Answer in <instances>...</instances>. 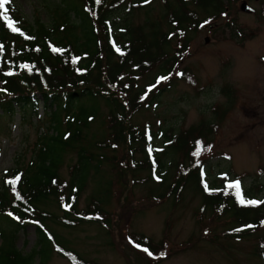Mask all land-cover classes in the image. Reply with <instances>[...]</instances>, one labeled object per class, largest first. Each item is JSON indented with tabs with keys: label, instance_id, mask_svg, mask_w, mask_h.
I'll use <instances>...</instances> for the list:
<instances>
[{
	"label": "trees",
	"instance_id": "trees-1",
	"mask_svg": "<svg viewBox=\"0 0 264 264\" xmlns=\"http://www.w3.org/2000/svg\"><path fill=\"white\" fill-rule=\"evenodd\" d=\"M161 1V18L140 25L130 20L135 11L143 9V0H47L53 7L50 26L40 21L22 22L11 11L7 18L0 16V139L10 136L16 116L19 121L30 118L32 129L47 119L36 136L28 166L23 168L19 156L14 168L1 178L0 264H47L54 242L61 245L50 231L51 224L68 229L85 223L109 225L110 219L102 218L107 216L109 181H99L85 208L78 209L89 178L100 173L103 158L131 181L144 172H148L145 181L156 175L161 178L163 173L159 201L171 197L176 205L186 188L194 187L202 210L229 217L236 226L231 231L235 238L251 237L264 224V197L251 205L247 201L255 197L241 189L238 196L235 188L223 182L215 187L205 183L203 166L207 162L201 160L202 151L210 145L205 139L219 122L202 121L177 134L172 129L155 133L150 124L131 122L140 108L157 107L161 91L175 84L173 79L192 77L188 69L181 68L192 37L202 23L225 14L227 6L226 0ZM153 69H157L153 81L139 87L137 81ZM100 100L108 109L106 136H92L89 141L87 131L99 116ZM211 110L222 114L217 107ZM227 111L224 109L223 115ZM159 136L166 150L156 151L151 144ZM86 144L90 149L94 144L99 150L119 152V160L105 155L99 159ZM67 153H74L76 161L65 184L59 173ZM252 189L261 192L262 186ZM54 203L57 214L47 211ZM29 227L34 229L36 243L23 253L16 241ZM130 237L152 253H146L151 261L165 255L163 242L154 244L140 234ZM259 245L264 246V238ZM62 247L58 251L69 264H94ZM255 252L262 255L259 248Z\"/></svg>",
	"mask_w": 264,
	"mask_h": 264
},
{
	"label": "rangeland",
	"instance_id": "rangeland-1",
	"mask_svg": "<svg viewBox=\"0 0 264 264\" xmlns=\"http://www.w3.org/2000/svg\"><path fill=\"white\" fill-rule=\"evenodd\" d=\"M10 1L22 22L36 24L40 21L50 26L53 7L47 0ZM242 1L226 0L227 16L214 18L193 35L189 55L181 62V68L188 69L192 77L186 81L173 79L175 84L170 88L164 86L161 91L157 107L140 108L132 115L131 122L141 126L150 124L155 133L160 129H172L177 134L202 121L215 119L219 124L205 139L211 143L205 146L201 157L207 162L205 182L215 187L213 185L220 186L225 179L227 185L239 181L248 197L261 200L264 197V0H247L255 14L242 13L239 10ZM162 14L163 2L150 0L143 9L135 11L130 21L140 25L147 19L156 21ZM172 46H176V39ZM156 72L157 69H153L141 77L137 81L139 87L146 81H153ZM98 105L99 116L87 131L89 141L92 136H106L108 109L102 100ZM214 107L222 114L212 112ZM224 109H228L225 115ZM29 120L26 117L19 121L16 116L10 136L2 135L4 138L0 139V183L5 172L14 168L19 156H22L24 169L32 160L36 136L42 132L47 119L33 129L28 125ZM62 121L64 124V119ZM151 144L160 151L166 150L160 136ZM85 147L99 159H102L99 155H105L119 160V152L99 150L94 144L91 149L88 144ZM103 159L99 175L92 174L89 178L78 209L85 208L86 200L99 181H109L111 194L105 207L107 216L102 217L110 219L109 225L85 223L68 229L51 224L50 231L61 242L59 247H66L94 264H264V246L259 245L264 238V224L251 237L235 238L231 231L236 226L229 217L202 210L201 197L194 187H187L176 205L171 197L159 201L161 181L153 178L145 181L148 172H144L133 182L119 167ZM75 161L74 153L65 155L59 173L61 182H68ZM163 177L161 173V179ZM254 185H261V192L252 189ZM47 211L57 214L56 204ZM139 234L154 244L164 243L165 255L159 261H151L131 243L130 236ZM35 243L34 229L29 227L26 232L19 233L16 246L28 253ZM258 248L261 256L255 252ZM47 264L69 263L52 250Z\"/></svg>",
	"mask_w": 264,
	"mask_h": 264
},
{
	"label": "snow or ice",
	"instance_id": "snow-or-ice-1",
	"mask_svg": "<svg viewBox=\"0 0 264 264\" xmlns=\"http://www.w3.org/2000/svg\"><path fill=\"white\" fill-rule=\"evenodd\" d=\"M9 2H10V0H0V16H3L5 18H7L6 13H7L8 9L6 8V5ZM12 31H14V32L18 31V29L12 28ZM53 51H60V50L59 49H53ZM117 51H119V49H117ZM73 63H76L75 59L73 60ZM8 74L11 75L12 73H8ZM161 79H166V77L165 78H161ZM158 83H159V81H158ZM149 90H151V89H149ZM16 180H19V177H16ZM15 182L16 181H10V183H15ZM205 187L207 188V185H205ZM228 187L229 188H235L237 190V195L238 196L240 195V192H239V189H240L239 181H237L235 184H229ZM240 203L244 204L245 200L243 198H241ZM247 203L251 204V205H255L257 203V201L249 200V201H247ZM137 247H139V245H137ZM143 251L148 253V255H152V253L147 248H144Z\"/></svg>",
	"mask_w": 264,
	"mask_h": 264
},
{
	"label": "water",
	"instance_id": "water-1",
	"mask_svg": "<svg viewBox=\"0 0 264 264\" xmlns=\"http://www.w3.org/2000/svg\"><path fill=\"white\" fill-rule=\"evenodd\" d=\"M240 10L243 11V12H246V13H249V12H252L246 5V3H243L241 6H240ZM206 43H208V40L206 39L205 40Z\"/></svg>",
	"mask_w": 264,
	"mask_h": 264
}]
</instances>
